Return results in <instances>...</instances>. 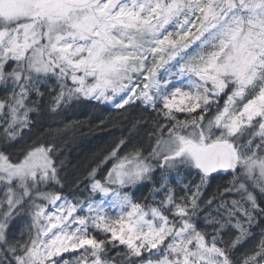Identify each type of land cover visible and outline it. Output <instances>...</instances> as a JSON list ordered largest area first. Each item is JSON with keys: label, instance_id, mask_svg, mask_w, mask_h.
<instances>
[{"label": "snow or ice", "instance_id": "snow-or-ice-1", "mask_svg": "<svg viewBox=\"0 0 264 264\" xmlns=\"http://www.w3.org/2000/svg\"><path fill=\"white\" fill-rule=\"evenodd\" d=\"M0 92V264H264V0H0ZM83 100L158 119L65 195L25 130Z\"/></svg>", "mask_w": 264, "mask_h": 264}, {"label": "trees", "instance_id": "trees-1", "mask_svg": "<svg viewBox=\"0 0 264 264\" xmlns=\"http://www.w3.org/2000/svg\"><path fill=\"white\" fill-rule=\"evenodd\" d=\"M32 127L25 130V140L33 142L54 143L57 155L63 161L61 175L68 178L65 195L80 193L86 195L87 172L96 167L111 149L121 140L125 141L128 151L136 147H147L149 135L158 119L151 109L144 111L142 105L125 109H115L98 101L74 102L57 112L43 107L31 113ZM162 119V118H160ZM108 164L102 165L100 175L106 171ZM202 195L204 199L221 198L228 178L213 174ZM79 178V188L74 183ZM149 187L135 190L137 198L148 196ZM224 197V195H223ZM258 229V227H257Z\"/></svg>", "mask_w": 264, "mask_h": 264}, {"label": "rangeland", "instance_id": "rangeland-1", "mask_svg": "<svg viewBox=\"0 0 264 264\" xmlns=\"http://www.w3.org/2000/svg\"><path fill=\"white\" fill-rule=\"evenodd\" d=\"M0 95H2V92H0ZM105 104H107V105H109L110 107H112L111 106V104H109V103H105ZM113 108V107H112ZM31 115V114H30ZM107 165V164H106ZM105 165V166H106ZM111 167V163H108V168H110ZM107 168V169H108ZM100 173H101V171H98L97 172V179H101L103 176H105L107 173H106V171L105 172H103L101 175H100ZM183 175V174H182ZM188 179L189 180H191V179H197V182H198V178L197 177H195L194 175L193 176H189L188 177ZM210 182V181H209ZM207 186V185H206ZM206 186H204V188L202 189V193H203V191L205 190V188H206ZM126 190H131V189H126ZM88 193H86V195H87ZM222 194L224 195V199L225 200H228V201H230L232 198H233V195L234 194H227V193H223L222 192ZM85 195V196H86ZM69 198H71V197H69ZM81 198H83V197H81ZM211 199V198H210ZM205 200H207V199H205ZM25 222H29V218H27V217H25ZM252 231H253V234H254V238H252V239H250V240H248L246 243H245V245H244V249H242V251L243 250H247V249H251L252 247H254L255 246V244L258 242V240L260 239V231H261V229H260V227H258V229H257V226L254 224L253 225V228H252ZM64 256H65V258L66 259H71V254H64Z\"/></svg>", "mask_w": 264, "mask_h": 264}]
</instances>
